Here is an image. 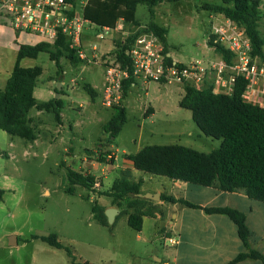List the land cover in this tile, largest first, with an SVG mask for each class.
I'll return each mask as SVG.
<instances>
[{
    "label": "rangeland",
    "instance_id": "rangeland-1",
    "mask_svg": "<svg viewBox=\"0 0 264 264\" xmlns=\"http://www.w3.org/2000/svg\"><path fill=\"white\" fill-rule=\"evenodd\" d=\"M222 4V0H162L154 7V16L147 4H139L136 10L139 28L121 22L122 29L117 31L112 49H109L112 32L93 30L87 24L83 44L88 60L76 64L62 57L58 66L49 53L42 52L36 59L22 61L23 67L38 66L43 70L35 88L38 99L56 98L57 93L53 92L58 90L61 96L57 99H61L63 105L59 110L62 123H58L55 113L34 108L30 117L37 137L35 141L0 130V188L5 190L0 200V264H72L73 258L65 249L42 241L41 237L51 234H56L81 264L155 261L153 255L158 257L157 251L161 250L158 242L151 245L138 239L140 233L127 224L125 216L107 226L99 224L94 219V206H105L112 200L102 194L110 190L125 169V155H134L149 145H182L210 153L220 147L221 140L203 135L192 119V112L180 107L185 85L138 82L136 87L128 88L123 103L127 110L126 124L116 138L111 137L112 148L101 150L102 153L115 152L118 161L111 166V159L107 157L108 163L87 169L82 161L86 150H99L98 143L108 145L109 134L103 127L113 115V109L102 105L101 84L105 81L106 60L102 55L108 52L115 58V40L136 34L155 22L167 30V49L176 61L188 64L218 59L221 55L210 47L209 38L213 25L224 17L215 10ZM259 10V31L263 35L264 0H260ZM0 25H4L3 33L0 31V89H4L15 65L18 45L41 39L23 35L31 39L22 42L2 17ZM94 46L98 48L95 51ZM63 72L64 85L59 89L60 82L56 81ZM205 82L203 88L212 81L208 78ZM86 85L97 86L96 98L92 99ZM150 106L155 113L150 114V109L145 115ZM93 157L97 159L98 155ZM63 162L66 167L93 177L99 187L88 189L75 185L74 192L67 191L71 184ZM140 179L144 181L145 191L160 190L193 199L191 192L177 188L170 178L136 171L132 180ZM11 236H17V245H9ZM35 236L39 238L34 239ZM152 251L156 252L152 254Z\"/></svg>",
    "mask_w": 264,
    "mask_h": 264
},
{
    "label": "trees",
    "instance_id": "trees-1",
    "mask_svg": "<svg viewBox=\"0 0 264 264\" xmlns=\"http://www.w3.org/2000/svg\"><path fill=\"white\" fill-rule=\"evenodd\" d=\"M162 0H89L84 9V17L96 28L115 29L120 21L125 25L130 24L139 28L136 19V10L139 4H147L151 15L154 16V7ZM74 8H77L75 0ZM222 5L215 10L231 19L239 26L246 29L253 44L254 51L261 53L264 46V34L259 31L260 0H222ZM144 31L153 32L167 49V30L155 22L136 34L124 39L115 40V58L124 66H130L126 52L135 39ZM213 47L212 42H209ZM215 52L228 62L233 58L231 53L221 46H214ZM42 52L50 54L51 60L59 66L62 57L72 63L83 60L69 49L67 39L59 36L55 43L39 41L35 45L22 44L18 49L14 68L8 78L4 89H0V130L10 135L21 137L27 141H35L36 133L32 126L30 112L32 109L42 112H53L58 122L61 121L60 109L63 107L61 99L53 98L47 102L38 101L34 90L38 78L42 75L41 67H23L21 61L25 58L36 59ZM135 83L133 78L124 81V99L127 90ZM246 88L243 78H237L232 94L216 93L213 85L198 89L193 86H184V95L179 105L181 108L192 112V119L203 135L221 140L219 148L210 153L199 152L182 145H149L142 148L134 155H126L133 162L134 170L151 175L163 176L174 181L188 184L214 187L222 192H244L249 198L264 202V108L246 102L242 95ZM92 99L97 92L91 85L85 86ZM57 92V90H56ZM113 115L104 125V131L109 134L107 142L112 143L111 137L116 138L127 122L125 105L112 108ZM2 152L0 151V155ZM88 156L98 155L97 151L86 150ZM110 153H101L97 161L108 163ZM114 160L111 159V163ZM110 163V162H109ZM67 177L71 186L67 189L74 192L75 185L92 189L96 182L91 176H86L80 171L66 167ZM131 170H125L116 179L111 189L102 195L114 199V205L124 207L122 214L128 216V225L135 231L141 232L143 218L154 216L158 208L153 206V201L138 197L142 193L143 181L131 180ZM5 190L0 188V200L3 199ZM161 201L167 203H180L190 208H202L207 214L226 215L234 222L238 235L243 242L246 252L240 253L228 264H238L245 259H257L264 264V255L249 247L251 236L244 212L230 207H201L186 199H176L173 196L161 195ZM94 219L101 225L107 226L108 219L105 209L96 205L93 208ZM35 236L34 239H38ZM42 241L57 249H65L72 264L76 262L71 250L65 247L56 234L41 237ZM88 264V263H86Z\"/></svg>",
    "mask_w": 264,
    "mask_h": 264
},
{
    "label": "built area",
    "instance_id": "built-area-1",
    "mask_svg": "<svg viewBox=\"0 0 264 264\" xmlns=\"http://www.w3.org/2000/svg\"><path fill=\"white\" fill-rule=\"evenodd\" d=\"M73 1L0 0V17L15 32L37 36L41 41L53 44L59 36H63L67 39L69 49L79 59L88 60L83 30L87 24L91 25L84 17L89 0H75L76 9ZM209 40L213 49L214 46H221L230 52L233 57L231 61L221 56L209 62H178L165 52L164 44L157 35L144 31L126 52L130 66L124 67L114 57L105 60L103 106L112 109L124 103V81L130 78L135 81L132 85L154 81L164 85H189L198 89H202L209 78L216 93L232 94L237 78L241 77L246 82L242 98L264 108V46L261 53H256L246 29L225 16L213 25ZM170 242L176 243L174 240Z\"/></svg>",
    "mask_w": 264,
    "mask_h": 264
},
{
    "label": "crops",
    "instance_id": "crops-1",
    "mask_svg": "<svg viewBox=\"0 0 264 264\" xmlns=\"http://www.w3.org/2000/svg\"><path fill=\"white\" fill-rule=\"evenodd\" d=\"M120 26L121 23L118 25V28L116 27L115 29H101L102 32H112V34H110L112 47H109V49L113 48V41ZM3 27L4 25H0V31H2L1 33H3ZM7 27L13 30L10 26ZM90 28L93 30L96 29V27L92 24L90 25ZM15 34L17 40H22V42H27L29 39H31L23 35H27L30 37L32 36L30 34L17 32H15ZM39 41H31V43L22 44L35 45ZM19 47L20 45H18V49ZM102 56H105L106 59L112 57V55L108 52H106ZM63 75L64 72L60 76V80L56 81L61 83L62 89L64 85V81L62 79ZM104 83L101 84L102 91L104 88ZM136 85H132L130 88L136 87ZM92 87L96 91L97 86ZM129 89L127 90V93ZM57 92L55 90L53 93L55 94ZM60 96L61 95H58L57 97L56 94V99ZM36 99L38 101H42L37 97ZM150 109V114L155 113L154 108L150 106L145 110V115L149 114ZM58 123L61 124L62 120ZM98 146L100 147L99 150L94 151H97L98 155H100L102 153V148H112V143L108 142V145L105 143H98ZM108 158L114 160L111 166H113L118 161V156L115 152L110 153V155H108ZM82 161L85 165L88 166L87 169H89V167H95L96 164H101L93 156L88 157L87 155H85ZM123 164L125 166V169L120 172V175L123 171L128 169L131 170V174L133 177L136 173V170H134L133 162L130 161L126 157V155L124 156ZM95 169L97 168L95 167ZM111 169L113 170L114 168L112 167ZM138 181L135 180L134 182ZM174 183L178 186L177 188L183 189L185 190V192H191L193 199L190 200L177 194H165L160 190L145 191L143 189L144 181L141 191L142 194L159 193L160 195L165 194L168 196H173L176 199L183 198L201 207H230L244 212L247 218L248 227L251 232L249 247L252 250L258 251L264 255V202L253 200L249 198L244 192L228 193L219 191L214 187H203L180 181H175ZM97 187H99V184L96 182L95 186L92 189ZM153 203V206H156L158 208V212H155V215L152 217L145 216L143 218L142 231L139 232L140 234L138 236V239L146 244L151 245H153L155 242H158L161 246V250H159V252L157 251V253L159 254V258L156 257V254H154V252L156 251H152V254H154L153 257H155V261H142L140 259L142 261H140V264H228L229 262L234 260L240 253L248 251L238 235L237 226L226 215L207 214L202 208H190L180 203L173 204L167 203L165 201H153ZM102 207L105 209V211L110 208L118 209V214L116 215L114 221L116 222L119 217L125 216L126 222L128 224V216L126 214H122V212L125 211V208L114 205L113 198L110 203ZM170 240H174L176 243L172 244ZM238 264H263V262L257 259L248 258Z\"/></svg>",
    "mask_w": 264,
    "mask_h": 264
},
{
    "label": "water",
    "instance_id": "water-1",
    "mask_svg": "<svg viewBox=\"0 0 264 264\" xmlns=\"http://www.w3.org/2000/svg\"><path fill=\"white\" fill-rule=\"evenodd\" d=\"M58 86H59V89H61V83H59ZM58 95L59 93L57 92V97ZM138 197L143 198V199H149L152 201H161V195L159 193H154V194L153 193H144V194L140 193L138 194ZM117 214H118V209L116 208H110L105 211V215L108 219L109 224L114 223V220ZM17 244H18L17 236H11L9 239V245L14 246Z\"/></svg>",
    "mask_w": 264,
    "mask_h": 264
}]
</instances>
